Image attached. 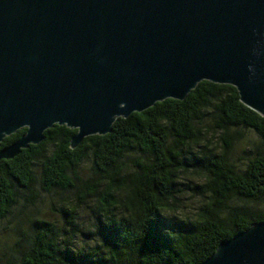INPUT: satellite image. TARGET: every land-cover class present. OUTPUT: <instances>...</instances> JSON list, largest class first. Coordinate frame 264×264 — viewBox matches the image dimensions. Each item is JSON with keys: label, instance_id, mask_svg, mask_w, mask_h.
I'll list each match as a JSON object with an SVG mask.
<instances>
[{"label": "trees", "instance_id": "1", "mask_svg": "<svg viewBox=\"0 0 264 264\" xmlns=\"http://www.w3.org/2000/svg\"><path fill=\"white\" fill-rule=\"evenodd\" d=\"M76 132L54 125L40 144L0 159V264H200L264 222V117L230 85L202 81L183 101L118 118L72 149ZM36 167L40 191L71 194L60 224L40 216ZM185 193L203 203L179 222L163 209L184 205ZM18 205L35 214L19 217Z\"/></svg>", "mask_w": 264, "mask_h": 264}, {"label": "water", "instance_id": "2", "mask_svg": "<svg viewBox=\"0 0 264 264\" xmlns=\"http://www.w3.org/2000/svg\"><path fill=\"white\" fill-rule=\"evenodd\" d=\"M202 81L264 117V0H0V144L26 129L0 159L54 125L74 149ZM200 264H264V222Z\"/></svg>", "mask_w": 264, "mask_h": 264}, {"label": "rangeland", "instance_id": "3", "mask_svg": "<svg viewBox=\"0 0 264 264\" xmlns=\"http://www.w3.org/2000/svg\"><path fill=\"white\" fill-rule=\"evenodd\" d=\"M86 166L87 165L84 164L79 169V176L81 177V179H85L90 175V172ZM35 176L37 178L35 189L40 192L41 198H42L39 203L40 216L46 219L52 220V221L56 220L60 224V220H61L60 212L62 210H67V208L62 205L66 203V199L69 198L71 194L70 193L62 194V195L53 194L50 196L47 193L40 191V183H39L40 168L39 167L35 168ZM20 212L22 214H19ZM14 214H19V217H20V216H23V214L24 215L26 214L34 215L35 212L34 211L32 212L31 208L21 209V206L18 205L14 210ZM79 215H85V213L80 211ZM11 226H12V223L5 222L1 225V230L4 231L5 229H8V227H11Z\"/></svg>", "mask_w": 264, "mask_h": 264}, {"label": "clouds", "instance_id": "4", "mask_svg": "<svg viewBox=\"0 0 264 264\" xmlns=\"http://www.w3.org/2000/svg\"><path fill=\"white\" fill-rule=\"evenodd\" d=\"M190 178H194V179H197L198 182H202V178H199V177H190ZM203 179H206V178H203ZM184 195L187 197H190V199H188L184 205L180 207H176V208L165 207L163 209V211L168 217L175 218L179 222H184L187 219L195 218L196 209H198L200 205L203 203L201 198L191 196L190 193H185ZM209 195L211 194L209 193ZM169 203H171V201H169ZM117 206L119 207V205Z\"/></svg>", "mask_w": 264, "mask_h": 264}]
</instances>
